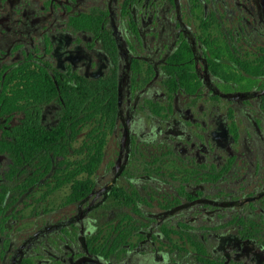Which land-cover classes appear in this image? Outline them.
<instances>
[{
    "label": "flooded vegetation",
    "instance_id": "1",
    "mask_svg": "<svg viewBox=\"0 0 264 264\" xmlns=\"http://www.w3.org/2000/svg\"><path fill=\"white\" fill-rule=\"evenodd\" d=\"M0 264H264V0H0Z\"/></svg>",
    "mask_w": 264,
    "mask_h": 264
}]
</instances>
